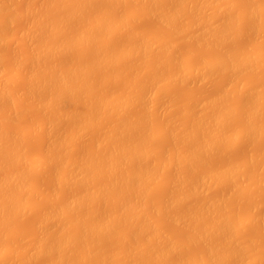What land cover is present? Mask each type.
Here are the masks:
<instances>
[{
	"label": "rangeland",
	"instance_id": "1",
	"mask_svg": "<svg viewBox=\"0 0 264 264\" xmlns=\"http://www.w3.org/2000/svg\"><path fill=\"white\" fill-rule=\"evenodd\" d=\"M1 1H3V0H0V9H1L0 10V76H1L0 77V80H1L0 81V93H2L3 96L0 94V103L2 104V105L0 104V106H2L3 109H1L0 111L2 112V110H3V112H2V114H0V117H1L0 119L3 121L0 120V125L3 124L5 131L8 132L6 141L8 143H10L11 141H14V143L17 146L21 147V151H23V150L24 151H23V155H22L23 158L21 157L22 160L20 159V161H21L20 163H17L16 159H14V158L9 157L10 160H9V158H5L6 159V160H4L5 165L4 164L2 165V163H1L2 167L0 169H2L3 166H5L4 168L6 171H4V169L0 170V172H1L0 176H3L4 174H6L5 172L8 173L10 170L12 172L16 168L22 169V170L25 169V182L29 186V189L27 190V192L25 191L26 193L24 192V190L23 191L21 190V188L24 189L23 187L17 186V188H20L18 190H21V193L22 194L24 193V196L26 195V198H24V212H22V214H21V212L19 213L18 211H16V209H12V210H14V212L13 211H12V213L10 212L8 217L5 218V219H7V220H5L6 226L4 225L5 227H3V228L0 227V232L2 231L3 233L13 231V234L11 232L6 234L7 236L4 234V237H3L4 239H2L3 241L1 240L2 242L0 243L1 248L9 247L11 250H13L12 251L13 253L9 252V253L3 255L2 259H1L3 264H29V263L30 264H48V263L52 264L56 260L57 253L56 252L53 253L54 251H50V252H47L43 255H40V256H38V258L35 257L36 259L33 258L31 261L27 258V255L29 254V252H31L32 249L34 248V244H35L36 240L39 237H41L39 234L41 233L40 231H42V230H40V228L42 229V227H40L39 222H41L40 219H42V217L44 218V215H50V216L52 215L53 216L52 219L47 220L49 222H45L46 224L45 223L42 224V226L44 228H46L47 231H49V236L51 235L50 236L51 242H54V243L57 242L58 238H56V237H59V235L63 234V233L66 234L68 240L71 242V243L69 242L70 244H72V242H75V244L72 245L73 246L72 249L74 248V250L71 249V251L69 252L70 254H68V258L71 260L72 264H92V263L93 264H100V263L101 264L102 263L103 264H148V263L149 264H177V263L178 264H185V263H187V264H238V263L239 264H264V84H263L264 83V0H213V1L211 0L212 2L209 0L208 3L202 2L201 0H181V1L178 0L179 2L176 0H174V1L170 0L171 2L169 0H167L168 2L166 0L165 1L164 0H148V1L147 0H94V2L96 1V3L92 2L91 7L88 8L89 10L86 7L85 8L82 7L81 9H83V10L85 9L84 13H83L81 11V9H79L81 11V13H79V15L82 13L84 15L83 16L81 15V17L80 16L78 17V15H77L74 18H71L73 20H71V19H70L71 21L69 20L70 27L67 26L68 24L66 26L63 25L64 27H68L67 29L65 28L67 31L65 30L66 32H65L64 37L65 36L66 37L63 38L61 36V33L63 32L62 31L59 34L60 35L59 37H61L63 39H61V41H59V42H62L64 39H67L70 36L75 35L76 33L74 32V30L77 32V31H79V28L80 29H82V27L86 28L89 22H90L89 24L93 23L91 21L92 20L95 21V18L96 17L98 18L100 11H104L105 9L108 10V14L110 15V17L118 18L121 21V23H120L121 25L119 24L117 26L118 28H115L114 31L111 33L109 32V30L111 31V29H108V31H106L107 29H105L103 31H100V29H99L98 32L95 31L97 33L94 32V35L97 34L98 37H97V35H95L96 37L91 38V40L93 39L91 41V43H88V45L85 44L86 46L83 44L85 48L82 47L83 45H81V44L77 45L75 43L76 45L73 46L69 50V53L67 52L66 55H64L65 57L61 56L62 60H60V58L58 57L59 55L57 56L58 57V59H57L56 55H54V53H53V55L50 54L49 55L50 57L49 56L47 57V60L49 59L48 60L49 62H47V60L45 62L43 61L44 63L41 61L42 64L43 65L45 64L47 67L52 68L53 64H54L53 68H56L57 66H59V67L62 66L66 69V68L72 67L71 64L79 62L81 59L84 60L86 58L85 60L88 61L87 60L88 57H90L91 54L96 53L95 51H97L99 49H100L99 50L100 52H102V51L104 52L106 49H108V50L110 49L109 51H113L112 54L116 53V55L113 56V58L111 59L110 62H108V64H106L105 66L101 65V67L99 66L100 68L98 70H96V69L94 70V71H96V74L93 75L94 80H92L90 82L91 84L90 85L88 84V85L90 86V88H92L90 90L93 93V98H92V96L90 98L93 100L97 99V101H98V103H96L97 104L96 109L93 113V120L96 123V127L92 128L93 130L86 132L85 133L86 135L84 134L83 135L84 137H82L81 140L76 141L77 142L76 144L75 143L74 144L72 143L73 145L70 144L74 147L73 148L72 146L69 145L68 148L71 151H69V149L67 148V146L63 142L60 144L56 143L54 145L51 143L52 146H49L50 143L47 145L45 142L47 139L45 140V135H44L45 132L43 133V129L41 130L40 128L34 127L36 125L35 123H37V121L43 120V121H41V123L44 122L43 117L45 115H46L45 117H47L49 114H51L50 112L53 113L54 109H58V106H56V108H54V109L48 108L47 110H43L41 108V106L44 105L43 102L47 98L45 100L42 99L43 101H41L40 98L42 97V95H40V98L39 97L38 98L40 99L39 101L42 103H40V102L38 103L37 98L32 96V95H34V94H32L33 92H30L31 93L30 96L28 95L29 92L27 93V91L29 89L28 85L31 86V84H29V82H31V81H28V80H31L30 76H32V72H33V70H31V69H34V68L39 69V68H42V67H40V65L41 66H43V65L40 64V65H38L39 67L38 66L36 67V64L33 63V66H32V62L30 63V61H27V59L25 58L27 56L23 57V53L25 52V54H28L29 53L28 50H32L31 46H34V47L39 46L40 47L41 44L45 43V40L48 41V40L52 39L50 41L51 43L50 42L49 43L51 45H52V43H54V45L55 44L57 45V41L60 38L55 35L57 37V40H56L55 37L51 38L54 35L49 37L50 35L47 36L46 34H45L46 37H40L39 35L41 34V32L43 30L40 32V34L37 31L38 32V38L37 37L35 38V36H33L34 37V39H33L31 37V42H30V39H26V36H25V38H23L24 37L23 35H25L24 32L27 30V28H29L27 31L30 32L31 27H33L32 25L33 24L35 25L36 24L35 22L36 21L38 22V19L42 15L43 16L50 15L51 14L50 11H54L53 8L51 10V8L49 7V6H51L52 0L51 1L50 0L49 1H47V0H4L3 2H1ZM62 1H65V0H60V2L58 1L59 5L64 4V2H63V4L61 3ZM73 1H74V3L76 1V3H77V0H73ZM85 1L86 0H84V2ZM88 1H90V3H91V0H88ZM108 1H109V3H108ZM151 1H153L155 3L151 2ZM199 1H200V4H199ZM42 2H43V4H40ZM67 2H69V1H67ZM67 2H66V4H64V6L66 5L65 6L66 8L63 10H66L68 8L69 11H72V10H70V8L72 6H74L73 5L74 3H72V2L67 3ZM110 2L112 4H110ZM55 4H57V1ZM70 4H71V7H70ZM78 4H79V2H78ZM148 4L151 5L152 7L154 6L155 12L148 13L149 11H147V10H149L150 9L149 7H151ZM202 4H204V5H202ZM26 5H28V6L26 7ZM29 5H31V6H29ZM37 5H42V6L40 7ZM77 5L75 4V6H77ZM174 5H175V7H174ZM93 6H95V7H93ZM157 6H159V7H157ZM28 7H30L29 8L30 13H28V14L29 15L33 14V15H30L29 17L30 18L32 17L35 20H32L29 17H27L28 14H26V11H28ZM31 7H32V9H31ZM52 7H54L53 4H52ZM74 7H73V9H74ZM79 7L80 6L78 5L77 8H79ZM87 7H88V5H87ZM166 7H167V9L169 8V10H171L170 12H173L175 10H176L175 11L176 13L180 12V15L178 14L179 17L177 19L175 18V21L177 20L176 24L174 21H172L173 23H171L170 25L166 24V27H165L164 25L161 26L160 22L163 23V21H161L160 19L164 17L162 15H164L165 12L167 13L166 16H168V13H170V12H168L169 10L167 11V9H165ZM197 7H201L202 9L201 8L199 9ZM54 8L57 11V13H58V11L62 10V8H59V6H57L58 9H56V7H54ZM44 9H45V11H44ZM49 9H50V11H49ZM161 9H163L165 12ZM197 9H198V11H197ZM157 10H158V12H156ZM151 11H154V10L151 9L150 12ZM15 12L20 13L21 15L20 14L16 15ZM49 12H50V14H49ZM35 13H36V15H35ZM37 13H38V15H37ZM54 13H56V12H52V14H54ZM67 13H68V11H67ZM130 13L133 15L131 16ZM52 14L50 15L51 17L48 16L49 18L47 16H45V17H47V19H49V20H51V18H53L52 20H55L54 17L59 15V14H54L56 16H54V15L52 16ZM171 14H169V15H171ZM24 15H25V17H24ZM63 15H64V13H63ZM43 16H42V18H44ZM11 17H12V19H11ZM13 17H15L16 20H15V18L13 19ZM36 17H37V19H36ZM76 17H78L79 19ZM190 17H192L193 21L191 20ZM27 18H29V21ZM63 18L64 17H62V19ZM66 18H68V17H66ZM113 18H111V20H113ZM195 18L196 19L198 18V19L196 20ZM4 19H6V20H4ZM40 19H39V21H40ZM57 19H61V18L57 17ZM76 19H77V21H76ZM178 19H179V22H178ZM180 19H182V20H180ZM24 20L26 21V23ZM42 20H41V22H42ZM64 20H65V18H64ZM194 20H195V22H194ZM66 21H67V19H66ZM85 21L86 22L88 21V22L86 23ZM182 21L185 23V25ZM199 21H200V23H199ZM205 21H206V23H205ZM7 22H8L7 25H9V26L6 25ZM32 22H33V24H32ZM45 22H46V20H45ZM27 23H28V25L26 26ZM72 23L74 24L73 26H71ZM197 23H199V24H197ZM207 23H209V24H207ZM51 24H52V22H51ZM51 24L48 25V23H46V25H48L50 27H51ZM57 24H59V23L57 22L56 25ZM29 25H31V27ZM63 26L61 28H63ZM77 26L79 28H77ZM167 26L171 30L169 28H167ZM175 26H177V27H175ZM57 27H58V25L54 29H58ZM72 27H74V28H72ZM187 27H189V28H187ZM191 27H193L195 30ZM22 28H24V29H22ZM42 28H43V22H42ZM59 28H60V26H59ZM97 29H94V30H97ZM222 29L224 30L225 34H224ZM172 30H173V32H172ZM27 31H26V33H27ZM48 31H50L49 27H48ZM52 31H54V30H51V34H54V32L56 30L53 33H52ZM71 31H73V33ZM81 31L82 30H80V32ZM175 31H176V33H174ZM19 32H21V33H19ZM197 32H199L200 35ZM46 33L50 34V32H46ZM79 33H77V34H79ZM191 33H193V34H191ZM207 33H208V35H207ZM150 34H153V35L155 34V36L159 35V39H156L154 37L157 41L159 40V42L158 43L155 42V43H151V44L148 43L147 45H150V46H148L147 49H145V48H143V46L146 47V44H145V43H147L146 39H147V36H149ZM196 35H198V37ZM47 37H49V38H47ZM199 37H200V39H199ZM201 37H202V39H201ZM209 37H212V38H209ZM40 38L43 39L42 40L43 43L41 42ZM27 41H28V43H27ZM34 41H36V42H34ZM34 43H36V45H34ZM89 44H90V46H89ZM138 44L142 45V49H145V50H141V48H140L141 46L139 47L140 49L137 47L138 51L136 49H134L135 51L132 52L130 57L129 56L125 57L127 60L122 58L121 53L119 52L120 50H122L124 47H126L128 45L129 46L133 45V47H136ZM134 45H136V46H134ZM111 47H113L114 49H111ZM33 50H34V48H33ZM108 50H106V52ZM27 51H28V53H26ZM99 51H97V52H99ZM89 52H90V54H89ZM143 52H144V54H143ZM134 53H136V54L134 55ZM141 53H142V55H141ZM223 54H225V55H223ZM14 55L16 57L17 56L18 57L15 58ZM101 55H103V54H101ZM68 56H70V57H68ZM221 56L223 58V62L226 61V63H224L223 66H221L220 68H216L213 66L212 69L209 68L210 71L208 70V72H207V70H206V72H205L206 74L204 72H202L201 69H202V67H204L203 64L207 63L208 62L207 60H213L214 61V59L216 60V59L220 58ZM232 56H233V58H232ZM12 57H14V58H12ZM44 57H43V59H44ZM18 58L20 59V61ZM235 58H236V61L234 60ZM13 59H15V60L18 59L17 60L18 62H16V61L14 62ZM10 60L13 62H11ZM51 60H54V61L50 62ZM62 61H63V63H62ZM230 61H234V62L239 61L237 64L234 63L236 65V67L232 68L233 70L230 69L231 65L227 64L228 62L230 64ZM19 62H23L22 65ZM65 62H67V63H65ZM11 63L12 64L14 63V65H12L13 67L11 66ZM56 63H57V65H56ZM64 63H65V65H64ZM208 63L210 64V62H208ZM231 63H233V62H231ZM68 64H70V65H68ZM211 65H212V63H211ZM46 66H43V67H46ZM1 69H3V70H1ZM45 69L43 68L44 71H45ZM48 69H46V70H48ZM197 69H199L200 72H202V73H200L199 70L197 72ZM188 70L189 71L191 70L192 72L191 71L189 72ZM29 71H31V72L29 73ZM44 71H43V73H44ZM194 71H196V72H194ZM40 72H42V71L40 70L39 73L38 72L37 73L35 72V73L39 76ZM155 72L157 75L155 74ZM183 72L184 73L187 72V74H186L187 76L185 74H183ZM173 73L175 75H177L176 73H178V74L182 73L184 76L181 75V78L183 76L184 78L187 77V79L183 78L185 80L184 81L183 79H181L179 77V75H180L179 74L177 76V78H176V76H174L175 78L173 77L170 80L169 79L170 74H171V76H173ZM229 73H231V74H229ZM203 74H205V76ZM42 75H40V76H42ZM151 77H152V79L155 78V80L157 82L155 80H151ZM161 79H163L162 83L160 81ZM165 79L168 81H166ZM72 80H74V79H68L69 84L66 82L67 86H71V87L76 86V85L73 86V83L75 84V82H73ZM78 80L76 81L77 86H79L78 84L80 83L81 87H83L84 84L81 83L83 81L78 82ZM150 80H151V82H150ZM25 84L27 87L25 86ZM88 85H87V87H88ZM1 86H2V88H1ZM157 87H158V89H157ZM84 88H85V86H84ZM2 89H6V90L2 91ZM55 89L56 90L57 89L63 90V88H61V87L55 88ZM156 89H157L158 93H157ZM258 89H259V91L263 92V94L261 95L262 97L260 96L261 92H260V94L258 93L259 92ZM23 90H26V91H23ZM47 90H49V89H47ZM62 90L60 92H62ZM93 90H95V92ZM81 91H83V88H81V90L78 91L79 93L75 92L72 95L70 94V97H68V100H67V102L71 103V100H73L75 98L72 101V103L73 104L76 103L74 105L77 106L78 111H80L81 109L84 110V107H82V106H85L87 99L89 100V98L87 97L88 93L85 94L86 92L84 93ZM137 91H138V94H137ZM223 91L226 92L228 97H227V95L224 96L225 94L221 93ZM252 91H255V92H252ZM25 92L27 94H25ZM52 92H50L51 95H52ZM57 92L60 93L59 90H57ZM141 92H142V94H141ZM143 92L144 93L147 92V95L148 94L149 95L146 96L143 94ZM154 92H155V94H158V95H156L157 97L153 94ZM246 92H249V93H247L248 95L246 94ZM5 93H7V94H5ZM23 93L25 94L24 96H23ZM34 93H37V92H34ZM43 93H44V95H47L45 92H43ZM47 93H48V91H47ZM77 93H78V95H77ZM4 94H5L6 98L8 97V99H7L8 101L6 100V98H3V97H5ZM125 94L129 95L128 100L130 99L127 102V105L125 107L115 106L110 111L109 110L104 111V107H105V104L107 102L106 100L108 99V96L113 97V98H120V97H123ZM140 94L143 95V97L140 96ZM219 94H222L224 96L222 101L220 100L222 98L219 99L220 101L218 100ZM38 95H39V93H37V96ZM48 95L46 96V97H48L47 101H49L52 98L50 95L49 96ZM234 95H235V97H234ZM9 96H10V98H9ZM149 96H151V97L148 98ZM216 96H217V98H215ZM240 96H242V97H240ZM24 97L25 98L29 97V99L26 100ZM32 97L35 100H32L31 99ZM49 97H51V98L49 99ZM219 97H222V96L220 95ZM1 98L3 99V101ZM43 98H45V96H43ZM76 98H78V99H76ZM143 98H145V99H143ZM155 98L157 100H155ZM243 99H245V100H243ZM213 100H215V101L212 102ZM155 101H157V102L155 103ZM208 101L209 102L211 101L213 104L208 103V106H207ZM3 102L4 103L6 102V103L3 104ZM77 102H80V103L77 104ZM202 102L205 105L201 104ZM45 103H46V101H45ZM128 103H130L129 106H128ZM34 104H35V106H33ZM200 104L202 107L200 106ZM210 104H212V105H210ZM243 104H245L246 106L248 105V106L246 107ZM2 107H0V108H2ZM211 107H212V109H210ZM235 107H237V108L235 109ZM224 108H227V109L230 108L231 109V113H230L231 116H228V118L225 119V121H228V122L223 121V123H220V124L218 123L219 126L217 127V126H215L216 123L213 122L214 121L213 119H215V117H213V116L216 115L218 110L219 111L221 109L224 110ZM250 109L251 110L256 109V114L251 118L248 117L249 113H247L250 111ZM4 110L6 111V113ZM48 111H49V113H48ZM183 111H185L184 114H183ZM10 112H14V116H13L14 118H12V115H11L13 113L10 114V117L8 116L9 115L8 113H10ZM257 113H259V114H257ZM3 114H5V115H3ZM80 114H81V112H80ZM41 115L43 117H41ZM209 115H210V117H209ZM6 117H8V118H6ZM205 117H206V119H205ZM200 118H202L201 121H203V118H204V122L199 121ZM246 118H248V119H246ZM249 118H250V120L251 119L252 120L250 121ZM146 119L148 122L146 121ZM243 119H245V120L243 121ZM45 120H46V118H45ZM67 120L68 119H64V117H63L59 120L58 125H57L58 136L61 138L64 137L62 140H64L66 138L65 131L67 129V126L69 127L71 125V120H69V121H67ZM78 120H80V118ZM138 121H139V123H138ZM248 121H250L251 123L253 121V123H252V126H254L252 129L253 131H250V132L247 131V128H248L247 126L251 125V123L249 124ZM64 122H66V123L64 124ZM127 122H128V124H127ZM130 122H132V123H130ZM79 123H80V121H79ZM120 123H123L125 129L123 128V133H122L123 136L122 137L120 136V138L117 137L118 138L117 139L116 137H114L115 134L113 135L112 129L115 127V125L120 124ZM133 123H134V125H133ZM132 125H133V128H132ZM145 125H146V127L143 128L142 126H145ZM64 126H65V128H64ZM187 126H188V128H187ZM219 127H220V130H219L220 132L215 131V129L219 128ZM36 129H38L39 131ZM197 129H199L200 132ZM178 130H180V131H178ZM190 131H191V133H190ZM212 132L223 133V136H221L222 139H220V137H219V139L217 140V142L215 144L216 146L215 145H214V147L212 146L211 149H209V150H205L203 147V149H201V152H200L199 151L200 148L198 149L196 147H199L198 144H200V143L202 144V142H204L205 139L208 138L209 134H211ZM181 134H182V136H181ZM12 135H16L14 140L12 138L14 136H12ZM132 136L136 137V138L138 137L139 141L141 139L143 141L141 143L145 144L144 146L146 147L147 155L144 158H142V159L138 158V160L136 158H133L134 160L129 159L130 162L127 161L128 160L127 158L121 159L118 167H116V169H114V170H117L115 173L114 170H112L113 172L110 170L111 165L109 164V156L107 155L108 153L105 155L104 153L102 154V152H101V155H103L104 157L106 156L105 157V158H107L106 162L104 164H101L100 166H98L99 168H97L94 165H90V167H88V169L85 170V171H87V174L88 173L89 174L85 175L84 180H81L82 182L78 181V180H76V181L73 180V181H71L72 182V185H71L70 184L71 182L64 184V183H61L55 179L56 174H58L59 171L62 172V170H67L69 168L72 169L71 162H73L75 160V158L79 157V159H80V157L82 155L83 156L87 155V157L93 158L95 156L96 150L98 152V149L104 150V147H105V151H108V150H106V148L107 147L109 148L111 142L113 143L114 141H116L120 145L121 144L123 145V144H125L124 140H126L127 138L132 137ZM110 137H112V138L110 139ZM46 138H47V136H46ZM193 138H195V139H193ZM120 139H121V141H120ZM188 141H190V142H188ZM102 142H104V143H102ZM105 142H107V143L105 144ZM182 142H183V144H182ZM141 143L139 142L138 144L141 145ZM97 144H99V145H97ZM185 145H187V146H185ZM53 146H56V148H54ZM137 146L140 147L139 145H137ZM184 147L186 148V150L184 149ZM50 148L52 150H50ZM77 148H79V149H77ZM48 149H49V151H48ZM58 149L62 150L61 153H59V154H61V156L63 158V159L61 158L63 160L61 162L56 161L57 160V159H55L56 157L54 158V156L58 152ZM55 150H56V152H55ZM103 150H101V151H103ZM189 150L190 151L193 150L194 152L193 151L192 152L196 153V156L194 154H193L194 157L191 156V157H193L192 159L189 158L190 157V156H188L189 153H187L186 156L184 155L185 151L190 152ZM196 150H198V151L196 152ZM176 151H178V152H176ZM207 151H209V152H207ZM62 152H63V154H62ZM52 153H54V154H52ZM74 153H75V155H74ZM98 153H100V152H98ZM46 154H48V155H46ZM51 154L54 156H50ZM175 154H178V155H175ZM172 155H174V156H172ZM190 155H191V152H190ZM200 155L204 158H202ZM43 156H46V158H44L46 160L41 165L38 161H39V157H43ZM176 156L178 158H175ZM187 156H188V158H187ZM50 157H51V159H50ZM72 157H74V158H72ZM173 157L175 160H173ZM196 157H198V158H196ZM124 159L126 161H124ZM181 159H183V160H181ZM11 160H13V161L15 160V161L11 162ZM66 160H68L67 161L68 165L65 162ZM178 160H180V161H178ZM8 161H9V163H7ZM69 161H70V163H69ZM76 161L78 162V158L76 159ZM192 161H193V163H192ZM15 162H16L15 166H12V165H14ZM232 163H234L233 164L234 167L232 166ZM6 164H8L9 166L11 164L10 169H8L9 166L8 165L6 166ZM77 164H75V166L78 168L79 164L78 165ZM228 164L231 165L232 168H235L232 170L233 172L231 171L233 173L231 176L233 181L231 178H229L231 180H228V182H227V180H224V179H223V181H221L222 179L221 180L218 179L219 183L216 182V180L214 181V183H211L210 181L214 180V179H212L209 181V183L207 185L208 189H207V187L205 188L203 186L204 189L201 190L199 188L200 186H198V187H196V190L200 189V191H197V192L193 191L194 193H192L191 185L193 186L194 182L196 181L195 179L200 177L199 180H202V176H206L204 174H206V173L208 174L210 171H212L211 169H213L214 171H216V169H219V170L226 169V167L229 166ZM62 165H65V167ZM11 167H12V169H11ZM60 168H61V170H60ZM140 169L147 170V172H149L147 175L144 176L145 178L144 177H134V178L132 177L131 178V176L129 175L130 177H128L126 182H124V184L122 185L123 187H120L118 189L115 187L113 188V186L111 188L107 187L106 190H108V191L106 192V190H104L102 197L86 198L87 193L91 192V190H93V188L99 187L101 185L105 186L104 183L107 184V183H109L107 181L112 180L110 178L115 177L119 180V178H124L126 176V174L128 173V171L129 172L133 171V170L137 171ZM153 169H155V170L152 171ZM55 170H56V172H55ZM118 170L119 171L121 170V171L118 172ZM89 171H91V172L93 171V172L91 173ZM109 172H110V174H108ZM90 175L91 176L94 175V176L91 177ZM86 176H87V179H86ZM88 176H90V177H88ZM180 178H182V179H180ZM55 180L57 183L59 182L58 185L55 182ZM128 180H130V181H128ZM193 180H195V181H193ZM86 181H87V184L85 183ZM135 181H136V183H135ZM181 182H182V184H174V183H181ZM74 184H76L77 186ZM78 184H80V185H78ZM85 185H87V186L85 187ZM66 186L69 189H66L67 188ZM89 186H90V188H89ZM92 186H93V188H92ZM78 187H80L79 190H78ZM82 187H84V189ZM87 188H88V191H87ZM16 189L14 191L15 193L17 192ZM194 189H195V187H193V190ZM73 191H74V193H73ZM136 191H138L139 193H136ZM18 192L20 193V191H18ZM132 192H134L135 194ZM200 192H202V196H201ZM19 193H17V194H19ZM21 193L19 195H21ZM71 193H72V195H71ZM203 193H205V194H203ZM66 194L67 195L70 194L68 196L69 198L67 197ZM169 194H171V195L169 196ZM176 194L178 195V198H176V196H177ZM80 195H82V196L85 195V197L80 198V201L78 199L79 205L76 208L71 209L72 211L70 209H67V208L65 209V207L61 208L62 205L66 202V200H69L72 197H74L76 199V196H80ZM135 195H137V196H135ZM166 196H169V197H166ZM221 197H222V199H221ZM167 198H169V199H167ZM215 198L216 199L220 198L218 200H222V203L220 202L221 209H220V206L216 207L217 205L216 206L214 205L215 203H213V202L216 200ZM88 199L91 201L93 200V201L92 202L88 201ZM63 200H65V201L63 202ZM119 202H120V204H119ZM205 203L210 204L211 206L213 204V207H211L212 209L209 206H208L209 210L205 209V208H207ZM60 204H61V206H60ZM196 205H198V206H196ZM167 207H169L170 209H168ZM186 208H187V210H186ZM60 209H62V210H60ZM46 210H48V211H46ZM138 210H141V211L139 212ZM193 210L195 212H193ZM135 211H138V212H135ZM200 211H202V212H200ZM48 212L49 213L51 212V213L48 214ZM189 212H191V213H189ZM56 213H57V215H55ZM68 213H69V215H67ZM73 213H74V215H73ZM107 213H108V215H107L108 218L106 217ZM138 213H139V215H138ZM208 213L211 215H209ZM11 214L12 215L14 214L17 217H14V215H13V218H12ZM17 214H19V215H17ZM134 214H136V216ZM103 215H105V216L103 217ZM131 215H133L134 217ZM190 215H191V217H190ZM222 215L224 216L225 219L227 217V219H226L227 225L225 224L224 226H222L221 231H217V229L220 230V228H218L215 225H217L218 220L221 218ZM55 216H56V218H55ZM83 216H84V218H86L85 220L82 219ZM174 216L176 217L175 219H173ZM9 218H10V220L8 221ZM60 218H62V219H60ZM114 218H116V219H114ZM78 219H79V222L82 221L80 225H79ZM80 219H81V221H80ZM87 219H88V221H87ZM182 220H184V221H182ZM89 221L90 222L96 221V223L98 222V224L101 225V227L105 226L103 224L109 223L108 225H110V227H111L110 231H109L110 233L106 234V233L101 232V234H103V235H101L100 232H96L95 234H93V236H95V238H96V243H95L96 245H94L93 250L91 249V251H90V247H89L88 243L86 244L83 241L80 243L81 240L79 241V239H78V238H81V239L85 238V236H84V238H82V236L84 235V233L87 232L85 228L87 226L86 224L90 223ZM190 221H192V222H190ZM57 222L60 225L58 224V226H55V225H57ZM76 222H78V223H76ZM102 222H104V223H102ZM53 224H55V225H53ZM82 224H84V227ZM63 225L64 226L68 225V226L64 227ZM76 225H78V227H76ZM48 226H50V227H48ZM203 226H204V228H203ZM214 226L217 227L216 230L213 228ZM80 228H82V229H80ZM134 228H136V230ZM132 229H133V231H132ZM200 229H202L204 231H202ZM74 231H75V233H74ZM130 231H132V232H130ZM216 231H217V233H216ZM3 233H1V234L3 235ZM70 233H71V235H70ZM88 233H86L87 236H88ZM78 234H79V236H78ZM200 234H201V236H198ZM96 235H97V237H96ZM72 237H73V239H72ZM222 237L224 239H222ZM228 238L231 241V243H230V241L228 242L230 244L227 243ZM5 239H7V240H5ZM75 240H77V241H75ZM105 240H107V241H105ZM145 240L148 242H146ZM100 241L101 242L103 241V242L101 243ZM223 241H225V243ZM149 242H150V244H149ZM76 243H78V245ZM97 243H99V244L97 245ZM1 244H2V246L3 245L4 246L2 247ZM171 244H177V247L173 248L172 246H170ZM84 245H85V248H84ZM86 247L88 249H86ZM97 247H99V248H97ZM105 247H106V249H104ZM143 247H145V248H143ZM216 247L218 249H216ZM225 247L226 248L228 247V248L225 249ZM168 248H170V249H168ZM208 248L210 249V251ZM85 249H86V251H84ZM76 250H78V251L81 250V251L76 252ZM213 250H215V251L217 250L216 253ZM14 251H16V252H14ZM156 251H158V252H156ZM164 251H165V253H164ZM166 251L167 252L170 251V252L167 253ZM209 252H210V254H209ZM218 252L220 253V255ZM22 253H24V254H22ZM49 253H51V254H49ZM73 254H75V255H73ZM108 254H110V255H108ZM124 254H125V256H124ZM126 254H127V256H126ZM238 254H239V256H238ZM44 255L47 257H45ZM49 255H52V258ZM55 255H56V258H55ZM41 256H43V257H41ZM96 256H98V257L96 258ZM200 256H202V257H200ZM206 256H208V257H206ZM210 256H212V257H210ZM220 256H222V257H220ZM83 257H84V259H83ZM102 257H103V259H101ZM163 257H164V259H163ZM54 258H55V260H54ZM203 258H205V259H203ZM82 259H83V262H82ZM106 260H107V262H105ZM139 260H140V262H139ZM4 261H5V263H4ZM76 261H77V263H76ZM79 261H81V262H79ZM84 261H85V263H84Z\"/></svg>",
	"mask_w": 264,
	"mask_h": 264
},
{
	"label": "bare ground",
	"instance_id": "2",
	"mask_svg": "<svg viewBox=\"0 0 264 264\" xmlns=\"http://www.w3.org/2000/svg\"><path fill=\"white\" fill-rule=\"evenodd\" d=\"M4 1V0H3ZM3 1H1V2H3ZM47 1H49V0H47ZM51 1V0H50ZM56 3V1H57V4H55L54 2ZM52 0L51 1V6H49L50 8H51V10H52V8H53V10L54 11H50V9H49V11L51 12V14H52V12H56V13H54V14H59L58 16H56V15H54V14H52V16L54 15V16H56V17H54L55 18V20H52L53 18H51V20H49V19H47V17L49 16V17H51L50 15V12H49V14L50 15H45V16H47V17H45V16H43L44 18H42V16L39 18L40 19V21H39V19H38V22L36 21L35 23V25L33 24V22H32V26L33 27H31V25H29L30 27H31V29H30V32H28L27 30L29 29V28H27V33H26V31L24 32L25 33V35H23L24 37L23 38H25V36H26V39H30V42H31V37L34 39V37L33 36H35V38L37 37L38 38V32H39V34H40V32H41V34L39 35L40 37H46V35L47 36H49V37H51V36H53V37H51V38H56V40H57V37H59L60 35V33H61V36L63 37V38H65L64 37V35H65V32L67 31L66 29L68 28V27H64V26H66L67 24V26H69L70 27V22H69V20L71 19V18H74L75 16H77L78 15V17L80 16L81 17V15L83 16L84 14V10L83 9H81L82 7H86L87 9L89 8V7H91V4H92V2L93 3H96V1L94 2V0L92 1L91 0V3H90V1H88V0H86L85 2H84V0L82 1V0H77V3H76V1H75V3H74V1L73 0H65L66 2L67 1H69V2H67V3H70V2H72V3H74L73 5L75 6V4L77 5L78 4V2H79V8H77L78 7V5L77 6H72L71 7V4H70V10H72V11H69V9L67 8L66 10H63V9H65L66 7V5L64 6V4H66V2L65 1H62L61 3L63 4V2H64V4L63 5H59V3H58V1L60 2V0ZM148 1V0H147ZM165 1V0H164ZM167 1V0H166ZM170 1V0H169ZM174 1V0H173ZM176 1H178V0H176ZM181 1V0H180ZM202 2H209V0L207 1H205V0H201ZM211 1V0H210ZM213 1V0H212ZM211 1V2H212ZM45 2V1H44ZM88 2V3H87ZM116 2V1H115ZM151 2H153V1H151ZM168 2V1H167ZM171 2V1H170ZM179 2V1H178ZM191 2V1H190ZM189 2V3H190ZM197 2V1H196ZM46 3V2H45ZM90 3V4H89ZM108 3H109V1H108ZM150 3V2H149ZM153 3H155V2H153ZM40 4H43V2L42 3H40ZM47 4V3H46ZM52 4H53V6L54 7H56V9H58L57 8V6H59V8H62V10L61 11H58V13H57V11L55 10V8L54 7H52ZM100 4V3H99ZM110 4H112L111 2H110ZM187 4V3H186ZM199 4H200V1H199ZM212 4V3H211ZM3 5V4H2ZM56 5V6H55ZM87 5H88V7H87ZM95 5V4H94ZM97 5V4H96ZM149 5V4H148ZM156 5V4H155ZM188 5V4H187ZM202 5H204V4H202ZM28 5H26V7H27ZM29 6H31V5H29ZM37 6H42V5H37ZM61 6V7H60ZM63 6V7H62ZM149 6H151V5H149ZM173 6V5H172ZM183 6V5H182ZM186 6V5H185ZM25 7V8H26ZM33 7V6H32ZM32 7H31V9H32ZM73 7H74V9H73ZM93 7H95V6H93ZM157 7H159V6H157ZM174 7H175V5H174ZM29 8L30 7H28V11H29ZM44 8V7H43ZM104 8V7H103ZM150 8V9H149ZM148 9L149 10H147V11H149L148 13H152V12H155V8H154V6L152 7H149ZM164 8V7H163ZM184 8V7H183ZM182 8V9H183ZM189 8V7H188ZM195 8V7H194ZM193 8V9H194ZM197 8H201V7H197ZM41 9V8H40ZM79 9H81V11L83 12L82 14H80L79 15V13H81V11L79 10ZM105 9V8H104ZM151 9H153L154 11H151L150 12V10ZM165 9H167V7L165 8ZM174 9V8H173ZM196 9V8H195ZM202 9V8H201ZM1 10V9H0ZM25 10V9H24ZM27 10V9H26ZM89 10V9H88ZM161 10H163V9H161ZM169 10V8L167 9V11ZM204 10V9H203ZM252 10V9H251ZM28 11H26V14H28V13H30V11L28 12ZM43 11V10H42ZM44 11H45V9H44ZM66 11V12H65ZM67 11H68V13H67ZM164 11V10H163ZM171 10H169L168 12H170ZM173 11V10H172ZM176 11V10H175ZM175 11H173V12H170V13H168V16H166L167 15V13L165 12V14L164 15H162V16H164L163 18H161L160 20L161 21H163V23L162 22H160V24H161V26L162 25H164L165 27H166V24L167 25H170L171 23H173L172 21H174L175 22V24H176V21H175V18L177 19L178 17H179V15H180V12H178V13H176ZM181 11V10H180ZM194 11V10H193ZM197 11H198V9H197ZM21 12V11H20ZM25 12V11H24ZM33 12V11H32ZM86 12V11H85ZM156 12H158V10L156 11ZM189 12V11H188ZM202 12V11H201ZM62 13V14H61ZM63 13H64V15H63ZM134 13V12H133ZM147 13V12H146ZM145 13V14H146ZM162 13V12H161ZM172 13V14H171ZM15 14L16 15H18V14H20V13H16L15 12ZM14 14V15H15ZM25 14V15H26ZM44 14V13H43ZM66 14V15H65ZM131 14V13H130ZM169 14H171V15H169ZM179 14V15H178ZM251 14V13H250ZM12 15V14H11ZM10 15V16H11ZM21 15V14H20ZM25 15H24V17H25ZM30 15H33V14H30ZM29 14H28V16L27 17H29L30 16ZM35 15H36V13H35ZM37 15H38V13H37ZM69 15V16H68ZM133 14H131V16H132ZM197 15V14H196ZM202 15V14H201ZM72 16V17H71ZM113 16V15H112ZM161 16V17H162ZM219 16V15H218ZM252 16V15H251ZM19 17V16H18ZM21 17V16H20ZM39 17V16H38ZM48 17V18H49ZM57 17H59V18H61V19H57ZM62 17H64L65 18V20H64V18L62 19ZM66 17H68V18H66ZM78 17H76V18H78ZM110 15L108 14V10L107 9H105L104 11H100V14L98 15V18L96 17L95 18V21H91V22H93V23H91V24H89L88 23V25H87V27L85 28V27H82V29H80L78 26H77V28H79V31H75L74 30V32L77 34V33H79L80 32V30H82L79 34H75V35H73V36H68L69 38H67V39H64L62 42H59V41H61V39H63V38H61V37H59L60 39L57 41V45L55 44L54 45V43H52V45L50 44L51 42V40H45V43H43L42 42V40L43 39H41L40 38V40H41V42L43 43V44H41L40 45V47L38 46V47H34V46H31L32 47V50H28L29 51V53H28V51L26 52V53H28V54H25V52L23 53V57L24 56H27V57H25L26 59H27V61H30V63L32 62V66H33V63H35L36 64V67L38 66V65H40V64H42V62L44 61H46L47 60V57L50 55V54H52L53 55V53H54V55H56V57L58 56L59 58H60V60H62L61 59V56H64V55H66V53L68 52L69 53V50L73 47V46H75L76 44L77 45H79V44H81V45H88V43H91V41L93 40H91V38H94V37H96L95 35H97V34H95L94 35V32L95 31H99V29H100V31H103V30H105V29H107L106 31H108V29H111V31L109 30V32L111 33V32H113L114 31V29L115 28H118L117 26L121 23V21L118 19V18H113V17H110ZM198 17V16H197ZM223 17V16H222ZM15 17H13V19H14ZM30 18V17H29ZM29 18H27L28 19V21H29ZM46 18V19H45ZM111 18H113V20H111ZM120 18V17H119ZM182 18V17H181ZM191 18V20H192V17H190ZM9 19V18H8ZM11 19H12V17H11ZM22 19V18H21ZM30 19H32V20H35V19H33L32 17L30 18ZM36 19H37V17H36ZM44 21H43V20ZM66 19H67V21H66ZM79 19V18H78ZM163 19V20H162ZM174 19V20H173ZM194 19V18H193ZM196 19V18H195ZM198 19V18H197ZM196 19V20H197ZM212 19V18H211ZM4 20H6V19H4ZM15 20H16V18H15ZM41 20H42V22H43V28H42V22H41ZM45 20H46V22H45ZM59 20V21H58ZM71 20H73V19H71ZM70 20V21H71ZM75 20V19H74ZM85 20V19H84ZM90 20V19H89ZM159 20V21H160ZM180 20H182V19H180ZM215 20V19H214ZM218 20V19H217ZM14 21V20H13ZM12 21V22H13ZM25 21V20H24ZM23 21V22H24ZM27 21V22H28ZM55 21V22H54ZM76 21H77V19H76ZM193 21V20H192ZM222 21V20H221ZM10 22V21H9ZM15 22V21H14ZM41 24H40V23ZM45 22V23H44ZM51 22H52V24H51ZM54 22V23H53ZM59 23V24H57L58 25V29H54L57 25H56V23ZM67 22V23H66ZM86 22V21H85ZM88 22V21H87ZM86 22V23H87ZM123 22V21H122ZM170 22V23H169ZM178 22H179V19H178ZM183 22V21H182ZM194 22H195V20H194ZM208 22V21H207ZM211 22V21H210ZM209 22V23H210ZM218 22V21H217ZM25 23H26V21H25ZM46 23H48V25L49 24H51V27L50 26H48V25H46ZM184 23V22H183ZM199 23H200V21H199ZM199 23H197V24H199ZM205 23H206V21H205ZM209 23H207V24H209ZM225 23V22H224ZM8 24V22L6 23V25ZM11 24V23H10ZM31 24V23H30ZM38 24V25H37ZM55 24V25H54ZM124 24V23H123ZM188 24V23H187ZM194 24V23H193ZM28 25V23L26 24V26ZM53 25V26H52ZM64 25V26H63ZM74 24L72 23V25L71 26H73ZM85 25V24H84ZM121 25V24H120ZM174 25V24H173ZM182 25V24H181ZM184 25H185V23H184ZM205 25V24H204ZM7 26H9V25H7ZM41 26V27H40ZM55 26V27H54ZM59 26H60V28H59ZM63 26V28H61ZM86 26V25H85ZM178 26V25H177ZM177 26H175V27H177ZM206 26V25H205ZM212 26V25H211ZM219 26V25H218ZM217 26V27H218ZM48 27H49V30L50 31H48ZM76 27V26H75ZM179 27V26H178ZM186 27V26H185ZM194 27V26H193ZM193 27H191V28H193ZM224 27V26H223ZM25 28V29H26ZM33 28V29H32ZM45 28V29H44ZM66 28V29H65ZM72 28H74V27H72ZM98 28V29H97ZM167 28H169L168 26H167ZM187 28H189V27H187ZM196 28V27H195ZM200 28V27H199ZM22 29H24V28H22ZM39 29V30H38ZM60 29V30H59ZM84 29V30H83ZM94 29H97V30H94ZM170 29V28H169ZM177 29V28H176ZM194 29V28H193ZM206 29V28H205ZM208 29V28H207ZM215 29V28H214ZM221 29V28H220ZM47 30V31H46ZM51 30H58L57 32L55 31H52V33L54 32V34H51ZM66 30V31H65ZM72 30V29H71ZM171 30V29H170ZM192 30V29H191ZM195 30V29H194ZM209 30V29H208ZM218 30V29H217ZM223 30V29H222ZM38 31V32H37ZM46 32H50V34H48V33H46ZM72 33H73V31H71ZM97 32H95V33H97ZM172 32H173V30H172ZM190 32V31H189ZM196 32V31H195ZM208 32V31H207ZM223 32H224V30H223ZM19 33H21V32H19ZM23 33V32H22ZM37 33V34H36ZM105 33V32H104ZM174 33H176V31L174 32ZM188 33V32H187ZM198 34H199V32H197ZM213 33V32H212ZM46 34V35H45ZM63 34V35H62ZM67 34V33H66ZM191 34H193V33H191ZM206 34V33H205ZM224 34H225V32H224ZM223 34V35H224ZM20 35V34H19ZM22 35V34H21ZM37 35V36H36ZM43 35V36H42ZM57 37H56V36ZM68 35V34H67ZM157 35V34H156ZM190 35V34H189ZM195 35V34H194ZM200 35V34H199ZM202 35V34H201ZM204 35V34H203ZM207 35H208V33H207ZM211 35V34H210ZM213 35V34H212ZM197 37H198V35H196ZM217 36V35H216ZM219 36V35H218ZM22 37V36H21ZM49 37H47V38H49ZM97 37H98V35H97ZM159 39V35H157V36H155V34L153 35V34H150L149 36H147V43H145L146 44V47L145 46H143V48H145V49H147V47L148 46H150V45H147L148 43L149 44H151V43H155V42H159V40L157 41L156 39ZM158 37V38H157ZM208 38V37H207ZM209 38H212V37H209ZM214 38V37H213ZM225 38V37H224ZM97 39V38H96ZM95 39V40H96ZM199 39H200V37H199ZM201 39H202V37H201ZM25 40V39H24ZM145 40V41H146ZM156 40V41H155ZM55 41V40H54ZM25 42V41H24ZM34 42H36V41H34ZM48 42V43H47ZM50 42V43H49ZM53 42V41H52ZM206 42V41H205ZM27 43H28V41H27ZM60 43V44H59ZM76 43V44H75ZM133 43V42H132ZM140 43V42H139ZM218 43V42H217ZM30 44V43H29ZM40 44V43H39ZM94 44V43H93ZM135 44V43H134ZM144 44V45H145ZM211 44V43H210ZM34 45H36V43H34ZM80 45V46H81ZM84 45L82 46V47H84ZM85 45V46H86ZM139 45V44H138ZM136 46V45H134V46H136V47H133V45L131 46H126V47H124L122 50H120L119 52L121 53V56H122V58H124V59H126L125 57H130V55L132 54V52H134L135 50L134 49H136L137 50V47L139 48L140 46V48H141V50H145V49H142V45H139V46ZM89 46H90V44H89ZM93 46V45H92ZM210 46V45H209ZM213 46V45H212ZM28 47V46H27ZM30 47V46H29ZM94 47V46H93ZM220 47V46H219ZM33 48H34V50H33ZM85 48V47H84ZM109 48V47H108ZM139 48V49H140ZM30 49V48H29ZM111 49H114L113 47H111ZM100 50V49H99ZM99 50H97V51H99ZM105 50V49H104ZM106 50H108V49H106ZM106 50L103 52L102 50V52H97V51H95L96 53H94V54H91L90 55V57H88V61H86L85 59L83 60V59H81L79 62H76V63H73V64H71V66L72 67H69L68 65H70V64H68L67 66L69 67V68H64V67H62V66H55L56 68H53L54 67V64H53V67L51 68V67H47L45 64L43 65V66H46V67H43V66H41L40 65V67H42V68H37V69H35L34 67V69H31V70H33V72H32V76H30V78H31V80H28V81H31V82H29V84H31V86L30 85H28V91H27V93L29 92V96H30V92H33L32 94H36L35 96L34 95H32L33 97H35V98H37V102L39 103L40 101V99H41V101H43L42 99H46L45 101H46V103H45V101L43 102V104L44 105H42L41 106V108L43 109V110H47L48 108H56V106H58V109H54V111H53V113L52 112H50L51 114H49L47 117H43L42 115H41V117H43V119H44V122H42L41 123V121H43V120H39V121H37V123H35L36 125L34 126V127H37V128H40L41 130L43 129V133H44V135H45V142H46V144L48 145L49 143H50V145L49 146H52V144L54 145V144H56V143H64L66 146H67V148L69 147V145L70 144H76L77 142L76 141H79V140H81V138L82 137H84L83 135L86 133V132H88V131H90V130H93L92 128H95L96 127V123H95V121L93 120V113H94V111H95V109H96V103H98V101H97V99H91L90 97L92 96V98H93V93H92V91L90 90V89H92V88H90V82L92 81V80H94L93 78H94V74H96V71H94L95 69L96 70H98L100 67H101V65L102 66H105L106 64H108V62H110L111 61V59L113 58V56L114 55H116V53L115 54H112L113 53V51H107L106 52ZM26 51V50H25ZM138 51V50H137ZM224 51V50H223ZM118 52V53H119ZM145 52V51H144ZM144 52H143V54H144ZM72 53V52H71ZM20 54V53H19ZM22 54V53H21ZM25 54V55H24ZM89 54H90V52H89ZM101 54H103V55H101ZM105 54V55H104ZM136 53H134V55H135ZM133 55V56H134ZM138 55V54H137ZM141 55H142V53H141ZM223 55H225V54H223ZM230 55V54H229ZM239 55V54H238ZM246 55V54H245ZM15 56V55H14ZM20 56V55H19ZM45 56V57H44ZM18 57V56H17ZM16 56H15V58H17ZM43 57H44V59H43ZM50 57V56H49ZM53 57V56H52ZM58 57H57V59H58ZM65 57V56H64ZM68 57H70V56H68ZM247 57V56H246ZM12 58H14V57H12ZM20 58V57H19ZM18 58V59H19ZM22 58V57H21ZM24 58V59H25ZM91 58V59H90ZM221 58V59H220ZM220 58H218V59H214V61L213 60H207L208 62H210V64L207 62V63H205V64H203L204 65V67H202V72H206V70H207V72H208V70L210 71V69H212V67L214 66V67H216V68H220L221 66H223V64L224 63H226V61L225 62H223V58H222V56L220 57ZM232 58H233V56H232ZM17 59V60H18ZM23 59V58H22ZM29 59V60H28ZM69 59V58H68ZM90 59V60H89ZM230 59V58H229ZM228 59V60H229ZM14 60V62L16 61V62H18L17 60H15V59H13ZM49 60V59H48ZM47 60V62H49ZM76 60V59H75ZM127 60V59H126ZM225 60V59H224ZM232 60V59H231ZM235 61H236V58L234 59ZM11 61V60H10ZM19 61H20V59H19ZM23 61V60H22ZM25 61V60H24ZM42 61V62H41ZM52 61H54V60H51L50 62H52ZM56 61V60H55ZM70 61V60H69ZM242 61V60H241ZM244 61V60H243ZM11 62H13V61H11ZM26 62V61H25ZM40 62V63H39ZM43 62V63H44ZM59 62V61H58ZM68 62V61H67ZM67 62H65V63H67ZM73 62V61H72ZM231 62H233V63H231ZM239 62V61H238ZM238 62H234V61H230V64H229V62L227 63L228 65H231L230 66V69L231 70H233L232 68H235L236 67V65L235 64H237ZM19 63H21V65H22V63L23 62H19ZM27 63V62H26ZM25 63V64H26ZM54 63V62H53ZM62 63H63V61H62ZM61 63V64H62ZM65 63H64V65H65ZM71 63V62H70ZM204 63V62H203ZM211 63H212V65H211ZM235 63V64H234ZM243 63V62H242ZM24 64V65H25ZM60 64V65H61ZM226 64V65H227ZM240 64V63H239ZM12 65H14V63L12 64L11 63V66ZM16 65V64H15ZM50 65V64H49ZM56 65H57V63H56ZM29 66V65H28ZM31 66V67H32ZM35 66V65H34ZM51 66V65H50ZM100 66V67H99ZM225 66V65H224ZM13 67V66H12ZM15 67V66H14ZM18 67V66H17ZM27 67V66H26ZM30 67V66H29ZM39 67V66H38ZM66 67V66H65ZM3 68V67H2ZM28 68V67H27ZM43 68L45 69H48V70H46L45 69V71L47 72H45L44 70H43ZM64 68V69H63ZM205 70H204V69ZM210 68V69H209ZM215 68V69H216ZM226 68V67H225ZM224 69V68H223ZM1 70H3V69H1ZM36 70V71H35ZM42 71V72H40V75H42V76H38L36 73L38 72L39 73V71ZM192 70V69H191ZM190 70V71H191ZM198 70L199 69H197V72H198ZM204 70V71H203ZM230 70V71H231ZM43 71H44V73H43ZM95 73H94V72ZM189 71V70H188ZM189 71V72H190ZM235 71V70H234ZM31 71H29V73H30ZM36 72V73H35ZM160 72V71H159ZM179 72V71H178ZM192 72V71H191ZM194 72H196V71H194ZM199 72H200V70H199ZM202 72H200V73H202ZM42 73V74H41ZM232 73V72H231ZM231 73H229V74H231ZM28 74V73H27ZM34 74V75H33ZM154 74V73H153ZM155 74H156V72H155ZM160 74V73H159ZM164 74V73H163ZM172 74V73H171ZM171 74H170V77H169V79L171 80V78H173L174 76H176V78H177V76L179 75V77L181 78V75H183V74H187V72L186 73H184L183 72V74L182 73H176L177 75H175L174 73H173V76H171ZM206 74V73H205ZM205 74H203L204 76H205ZM31 75V74H30ZM157 75V74H156ZM28 76V75H27ZM154 76V75H153ZM184 76V75H183ZM182 76V78L181 79H183L184 77ZM187 76V75H186ZM185 76V77H186ZM231 76V75H230ZM1 77V76H0ZM75 77V78H74ZM157 77V76H156ZM178 77V78H179ZM203 77V76H202ZM234 77V76H233ZM232 77V78H233ZM175 78V77H174ZM179 78V79H180ZM28 79V78H27ZM68 79H74V80H72L73 82H75V84L73 83V86H77V84H76V81L78 80V82H80V81H83V82H81L82 84H84V86H85V88H84V86L83 87H81V85H80V83L78 84L79 86H75V87H71V86H67V84H66V82L68 83L69 81H68ZM77 79V80H76ZM82 79V80H81ZM158 79V78H157ZM160 79V78H159ZM184 79H187V77L186 78H184ZM183 79V80H184ZM151 80H155V78L154 79H152V77H151ZM151 80H150V82H151ZM166 80V79H165ZM173 80V79H172ZM178 80V79H177ZM176 80V81H177ZM1 81V80H0ZM27 81V80H26ZM156 81V80H155ZM161 81V83H162V81H163V79H161L160 80ZM166 81H168V80H166ZM185 81V80H184ZM71 82V81H70ZM157 82V81H156ZM174 82V81H173ZM180 82V81H179ZM88 85V87H87V85ZM69 84V83H68ZM264 84V83H263ZM72 85V84H71ZM147 85V84H146ZM145 85V86H146ZM25 86H26V84H25ZM31 88H30V87ZM63 88V90L62 89H57V90H59V92L62 90V92H60V93H58L57 92V90L55 89V88ZM151 86V85H150ZM149 86V87H150ZM27 87V86H26ZM25 87V88H26ZM51 87V88H50ZM1 88H2V86H1ZM81 88H83V91H81V92H86L85 94H87V97L89 98V100L87 99V101H86V103H85V106H82V107H84V110H82L81 108V110L80 111H78V109H77V106H75L74 104H76V103H72V101L75 99H73V100H71V103H69V102H67V100H68V97H70V94L72 95V94H74L75 92H78V91H80L81 90ZM258 88V87H257ZM24 89V88H23ZM47 89H49V90H47ZM51 89V90H50ZM144 89V88H143ZM157 89H158V87H157ZM157 89H156V91H157ZM227 89V88H226ZM247 89V88H246ZM3 90H6V89H2V91ZM8 90V89H7ZM31 90V91H30ZM46 90V91H45ZM54 90V91H53ZM85 90V91H84ZM130 90V89H129ZM155 90V89H154ZM153 90V91H154ZM225 90V89H224ZM9 91V90H8ZM23 91H26V90H23ZM22 91V92H23ZM47 91H48V93H47ZM53 91V92H52ZM94 92H95V90H93ZM242 91V90H241ZM244 91V90H243ZM258 91H259V89H258ZM34 92H37V93H39V95L37 96V93H34ZM43 92H45L47 95L50 93V92H52V95H51V93L49 94L51 97H49V101H47L48 100V97H46L47 95H44V93ZM90 92V93H89ZM128 92V91H127ZM136 92V91H135ZM150 92V91H149ZM225 91H223V92H221L222 94H225L224 96H226L227 94H226V92L224 93ZM228 92V91H227ZM252 92H255V91H252ZM260 92H261V94H260ZM4 93V92H3ZM10 93V92H9ZM8 93V94H9ZM26 92H25V94H27ZM41 93V94H40ZM43 93V94H42ZM79 93V92H78ZM78 93H77V95H78ZM140 93V92H139ZM157 93H158V91H157ZM239 93V92H238ZM237 93V94H238ZM247 93H249V92H246V94ZM257 93V92H256ZM259 94H260V96L263 94V92L262 91H259L258 92ZM257 93V94H258ZM2 96H3V94L2 93H0ZM5 94H7V93H5ZM5 94H4V96H5ZM24 93H23V96L25 95ZM92 94V95H91ZM131 94V93H130ZM137 94H138V91H137ZM141 94H142V92H141ZM140 94V96H142L143 97V95H141ZM143 94L144 95H146V96H148L147 95V92L146 93H144L143 92ZM155 96L156 95H158V94H155V92L153 93ZM152 94V95H153ZM222 94H219V96L221 95L222 97H219L218 96V100L220 99V98H222V99H220L221 101L223 100V95ZM236 94V93H235ZM244 94V93H243ZM242 94V95H243ZM258 94V95H259ZM40 95H42V97L40 98ZM48 95V96H49ZM81 95V94H80ZM110 95V94H109ZM136 95V94H135ZM248 95V94H247ZM43 96H45V98H43ZM76 96V95H75ZM128 96L129 95H127V94H125L123 97H120V98H113V97H109L108 96V99L106 100L107 102H106V104H105V107H104V111H110L112 108H114L115 106H120V107H125L126 105H127V102L130 100H128ZM139 96V97H140ZM239 96V95H238ZM26 97V96H25ZM24 97V98H25ZM33 97L31 98L32 100H35V99H33ZM40 99H39V98ZM95 97V96H94ZM141 97V98H142ZM145 97V96H144ZM151 96H149L148 98H150ZM157 97V96H156ZM227 97H228V95H227ZM234 97H235V95H234ZM240 97H242V96H240ZM244 97V96H243ZM255 97V96H254ZM258 97V96H257ZM256 97V98H257ZM262 97V96H261ZM3 98H6V96L5 97H3ZM9 98H10V96H9ZM79 98V97H78ZM78 98H76V99H78ZM97 98V97H96ZM136 98V97H135ZM140 98V99H141ZM210 98V97H209ZM212 98V97H211ZM215 98H217V96L215 97ZM251 98V97H250ZM2 99V98H1ZM8 99V97L6 98V100ZM26 100L27 99H29V97L28 98H25ZM138 99V98H137ZM143 99H145V98H143ZM153 99V98H152ZM237 99V98H236ZM136 100V99H135ZM155 100H157L156 98H155ZM219 100V101H220ZM243 100H245V99H243ZM2 101H3V99H2ZM8 101V100H7ZM6 101V102H7ZM78 101V100H77ZM97 101V102H96ZM141 101V100H140ZM148 101V100H147ZM160 101V100H159ZM215 100H213L212 102H214ZM217 101V100H216ZM5 102V103H6ZM30 102V101H29ZM157 101H155V103H156ZM205 102V101H204ZM211 101L209 102H207V106H208V103H212ZM260 102V101H259ZM4 102H3V104H5ZM40 103H42V102H40ZM78 103H80V102H77V104ZM206 103V102H205ZM246 103V102H245ZM1 104V103H0ZM129 104L130 103H128V106H129ZM201 104H204L203 102L201 103ZM201 104H200V106H201ZM213 104V103H212ZM212 104H210V105H212ZM248 104V103H247ZM2 105V104H1ZM142 105V104H141ZM140 105V106H141ZM145 105V104H144ZM159 105V104H158ZM205 105V104H204ZM203 105V106H204ZM215 105V104H214ZM242 105V104H241ZM240 105V106H241ZM243 105H245V104H243ZM31 106V105H30ZM33 106H35V104L33 105ZM81 106V105H80ZM157 106V105H156ZM196 106V105H195ZM216 106V105H215ZM214 106V107H215ZM223 106V105H222ZM237 106V105H236ZM246 106V105H245ZM248 106V105H247ZM246 106V107H247ZM0 107H2V106H0ZM142 107V106H141ZM199 107V106H198ZM197 107V108H198ZM202 107V106H201ZM228 107V106H227ZM239 107V106H238ZM40 108V109H41ZM117 108V107H116ZM115 108V109H116ZM200 108V107H199ZM232 108V107H231ZM234 108V107H233ZM237 107H235V109H236ZM250 108V107H249ZM258 108V107H257ZM1 109H3V107L2 108H0V110ZM34 109V108H33ZM36 109V108H35ZM143 109V108H142ZM141 109V110H142ZM209 109V108H208ZM210 109H212V107L210 108ZM234 109V110H235ZM18 110V109H17ZM58 110V111H57ZM114 110V109H113ZM198 110V109H197ZM214 110V109H213ZM218 110V109H217ZM222 110V111H221ZM219 112L217 111V113H216V115H214L213 117H215V119H213L214 121L213 122H215L216 124H215V126H219L218 125V123L220 124V123H223V121H225V119H227L228 118V116H231V109L230 108H224V110L223 109H221ZM239 110V109H238ZM5 111V110H4ZM15 111V110H14ZM1 112V111H0ZM2 112H3V110H2ZM2 112L0 113V114H2ZM79 112V113H78ZM80 112H81V114H80ZM141 112V111H140ZM145 112V111H144ZM260 112V111H259ZM5 113H6V111H5ZM11 113H13V114H11ZM40 113V112H39ZM48 113H49V111H48ZM97 113V112H96ZM185 113V111H183V114ZM199 113V112H198ZM201 113V112H200ZM214 113V114H215ZM247 113H249L248 114V117H253L255 114H256V109H250V111L249 112H247ZM9 115V117H10V114L12 115V118H14L13 116H14V112H10V113H8ZM17 114V113H16ZM230 114V115H229ZM257 114H259V113H257ZM3 115H5V114H3ZM97 115V114H96ZM141 115V114H140ZM196 115V114H195ZM198 115V114H197ZM145 116V115H144ZM148 116V115H147ZM186 116V115H185ZM201 116V115H200ZM203 116V115H202ZM64 117V119H68L67 121H69V120H71V125L68 127L67 126V129H66V131H65V135H66V138L64 139V140H62L63 138H61V137H59L58 136V133H57V125H58V122H59V120L61 119V118H63ZM67 117V118H66ZM98 117V116H97ZM209 117H210V115H209ZM247 117V116H246ZM1 118V117H0ZM6 118H8V117H6ZM11 118V119H12ZM16 118V117H15ZM45 118H46V120H45ZM80 118V120H78ZM122 118V117H121ZM142 118V117H141ZM230 118V117H229ZM250 118H249V120H250ZM149 119V118H148ZM205 119H206V117H205ZM208 119V118H207ZM211 119V118H210ZM246 119H248V118H246ZM1 120V119H0ZM198 120V119H197ZM202 120V118H200L199 119V121H201ZM229 120V119H228ZM245 119H243V121H244ZM252 120V119H251ZM250 120V121H251ZM1 121H3V120H1ZM66 121V120H65ZM79 121H80V123H79ZM125 121V120H124ZM146 121H147V119H146ZM250 121H248L249 122V124L251 123ZM119 122V121H118ZM144 122V121H143ZM148 122V121H147ZM201 122H204V118H203V121H201ZM225 122H228V121H225ZM246 122V121H245ZM66 122H64V124H65ZM130 123H132V122H130ZM138 123H139V121H138ZM200 123V122H199ZM206 123V122H205ZM212 123V122H211ZM252 123H253V121H252ZM252 123H251V125H248L246 128H247V131L248 132H250V131H253L252 129H253V127L254 126H252ZM60 124V123H59ZM127 124H128V122H127ZM195 124V123H194ZM204 124V123H203ZM246 124V123H245ZM2 125V126H1ZM0 125V168L2 167V165L4 164L5 165V161L4 160H6L5 158H14V159H16V161H17V163H20L21 161H20V159L22 160V155H23V151H21V147H19V146H17L15 143H14V141H11L10 143H8L7 141H6V139H7V133L8 132H6L5 131V129H4V127H3V124H1ZM8 125V124H7ZM115 125V124H114ZM133 125H134V123H133ZM133 125H132V128H133ZM137 125V124H136ZM141 125V124H140ZM144 125V124H143ZM185 125V124H184ZM183 125V126H184ZM200 125V124H199ZM207 125V124H206ZM210 125V124H209ZM201 126V125H200ZM205 126V125H204ZM211 126V125H210ZM222 126V125H221ZM8 127V126H7ZM129 127V126H128ZM143 128H145L146 127V125L145 126H142ZM141 127V128H142ZM212 127V126H211ZM64 128H65V126H64ZM123 128H124V125H123V123H120V124H117V125H115V127L112 129V131H113V135L115 134V136L114 137H118V138H120V136L122 137L123 135H122V133H123ZM138 128V127H137ZM187 128H188V126H187ZM203 128V127H202ZM125 129V128H124ZM127 129V128H126ZM136 129V128H135ZM174 129V128H173ZM184 129V128H183ZM192 129V128H191ZM190 129V130H191ZM218 129V130H217ZM9 130V129H8ZM36 130H38V129H36ZM61 130V129H60ZM111 130V129H110ZM134 130V129H133ZM145 130V129H144ZM197 130H199V129H197ZM220 130V127L219 128H216L215 129V131H219ZM39 131V130H38ZM62 131V130H61ZM178 131H180V130H178ZM177 131V132H178ZM208 131V130H207ZM246 131V132H247ZM111 132V131H110ZM140 132V131H139ZM176 132V131H175ZM199 132H200V130H199ZM211 132V131H210ZM209 132V133H210ZM220 132V131H219ZM219 132H212L211 134H209V137L208 138H206L205 139V141L204 142H202V146L200 145V144H198L199 145V147H196V148H200V152H201V149H203V147H204V149L205 150H209V149H211V147L213 146L214 147V145L216 144V142H217V140L219 139V137H220V139H222L221 138V136H223V133H219ZM222 132V131H221ZM225 132V131H224ZM145 133V132H144ZM188 133V132H187ZM190 133H191V131H190ZM226 133V132H225ZM42 134V133H41ZM109 134V133H108ZM107 134V135H108ZM138 134V133H137ZM148 134V133H147ZM173 134V133H172ZM189 134V133H188ZM187 134V135H188ZM208 134V133H207ZM228 134V133H227ZM249 134V133H248ZM86 135V134H85ZM112 135V134H111ZM128 135V134H127ZM139 135V134H138ZM193 135V134H192ZM12 136H14V137H12L13 138V140H14V138H15V136L16 135H12ZM46 136H47V138H46ZM61 136V135H60ZM106 136V135H105ZM104 136V137H105ZM135 136V135H134ZM137 136V135H136ZM146 136V135H145ZM148 136V135H147ZM181 136H182V134H181ZM225 136V135H224ZM227 136V135H226ZM197 137V136H196ZM195 137V138H196ZM204 137V136H203ZM19 138V137H18ZM44 138V137H43ZM112 137H110V139H111ZM117 138V139H118ZM189 138V137H188ZM195 138H193V139H195ZM236 138V137H235ZM102 139V138H101ZM107 139V138H106ZM115 139V138H114ZM143 139V138H142ZM148 139V138H147ZM174 139V138H173ZM182 139V138H181ZM199 139V138H198ZM105 140V139H104ZM109 140V139H108ZM107 140V141H108ZM48 141V142H47ZM110 141V140H109ZM120 141H121V139H120ZM125 141V144H119L118 142H116V141H114L113 143L111 142H109L110 143V146H109V148L107 149L106 148V150H108V151H105V147H104V150L103 149H101V150H103V151H101L100 149H98V152H100V153H98L97 152V150H96V153H95V156L92 158H90V157H87V155H82L81 157H80V159H79V157H77L78 158V162L76 161V159L77 158H75V160L73 161V162H71V167H72V169L71 168H69V169H67V170H62V172H58V174H56V177H55V179L57 180V181H59V182H61V183H64V184H66V183H68V182H71V181H73V180H78V181H81V180H84V178H85V175H88L87 174V171H85L86 169H88V167H90V165H94V166H96L97 168H99L98 166H100L101 164H104L105 162H106V159L107 158H105L103 155H101V152H102V154L104 153L105 155L107 154L108 156H109V164L111 165L110 167H111V171L112 170H114V169H116V167H118V165H119V163H120V161H121V159H123V158H127L128 160L127 161H129V159H133V158H136L137 160H138V158L139 159H142V158H144L146 155H147V152H146V147L144 146L145 144H143V143H141V142H143L141 139H140V141H139V139H138V137L136 138V137H129V138H127L126 140H124ZM127 141V142H126ZM147 141V140H146ZM187 141V140H186ZM193 141V140H192ZM101 142V141H100ZM141 143V145L140 144H138V143ZM181 142V141H180ZM188 142H190V141H188ZM221 142V141H220ZM52 143V144H51ZM102 143H104V142H102ZM107 142H105V144H106ZM121 143V142H120ZM219 143V142H218ZM72 144V145H73ZM112 144V145H111ZM143 144V145H142ZM182 144H183V142H182ZM72 145H70V146H72ZM97 145H99V144H97ZM103 145V144H102ZM137 145H139L140 147H138ZM189 145V144H188ZM197 145V146H198ZM59 146V145H58ZM57 146V147H58ZM107 146V145H106ZM185 146H187V145H185ZM201 146V147H200ZM216 146V145H215ZM54 148H56V146H53ZM73 147V146H72ZM71 147V148H72ZM76 147V146H75ZM190 147V146H189ZM192 147V146H191ZM52 148V147H51ZM50 148V150H52ZM61 148V147H60ZM74 148V147H73ZM188 148V147H187ZM46 149V148H45ZM69 149V148H68ZM77 149H79V148H77ZM97 149V148H96ZM138 149V150H137ZM182 149V148H181ZM184 149L186 150V148L184 147ZM194 149V148H193ZM67 150V149H66ZM81 150V149H80ZM100 150V151H99ZM48 151H49V149H48ZM61 151L62 150H59L58 149V152L56 153V155L54 156V155H52V154H54V153H52L50 156H54V158L55 159H57L56 161H59V162H61V161H63L62 159V156H61V154H59V153H61ZM69 151H71L70 149H69ZM78 151V150H77ZM76 151V152H77ZM82 151V150H81ZM190 151V150H189ZM193 151V150H192ZM192 151H190L191 152V155H190V152H188V151H185V156L187 155V153H189V155L188 156H190L189 158L190 159H192L193 157H194V155L196 156V153H193ZM198 150H196V152H197ZM55 152H56V150H55ZM75 152V151H74ZM83 152V151H82ZM106 152V153H105ZM176 152H178V151H176ZM180 152V151H179ZM207 152H209V151H207ZM88 153V152H87ZM98 153V154H97ZM62 154H63V152H62ZM86 154V153H85ZM174 154V153H173ZM194 154V155H193ZM46 155H48V154H46ZM74 155H75V153H74ZM73 155V156H74ZM78 155V154H77ZM76 155V156H77ZM175 155H178V154H175ZM202 155V154H201ZM200 155V156H201ZM206 155V154H205ZM75 156V157H76ZM89 156V155H88ZM172 156H174V155H172ZM181 156V155H180ZM188 156H187V158H188ZM191 156H193V157H191ZM198 156V155H197ZM22 157V158H21ZM199 157V156H198ZM198 157H196V158H198ZM202 157V156H201ZM10 158H9V160H10ZM44 158H46V156H43V157H39V163L42 165V163H44L45 162V160L46 159H44ZM49 158V157H48ZM62 158V159H61ZM72 158H74V157H72ZM175 158H178L177 156L175 157ZM202 158H204V157H202ZM50 159H51V157H50ZM65 159V158H64ZM195 159V158H194ZM201 159V158H200ZM53 160V159H52ZM72 160V159H71ZM105 160V161H104ZM134 160V159H133ZM173 160H175L174 159V157H173ZM177 160V159H176ZM181 160H183V159H181ZM197 160V159H196ZM199 160V159H198ZM3 161V162H2ZM15 161V160H14ZM13 160H11V162H14ZM67 161L68 160H66L65 162H66V164H67ZM104 161V162H103ZM124 161H126L125 159H124ZM132 161V160H131ZM178 161H180V160H178ZM10 162V163H11ZM58 162V163H59ZM130 162V161H129ZM137 162V161H136ZM167 162V161H166ZM170 162V161H169ZM173 162V161H172ZM191 162V161H190ZM189 162V163H190ZM200 162V161H199ZM1 163H2V165H1ZM7 163H9V161L7 162ZM69 163H70V161H69ZM79 165H78V164ZM124 163V162H123ZM139 163V162H138ZM174 163V162H173ZM184 163V162H183ZM192 163H193V161H192ZM15 164H16V162L14 163V165H12V166H15ZM23 164V163H22ZM56 164V163H55ZM65 164V163H64ZM75 164H77L78 165V168L75 166ZM108 164V165H109ZM127 164V163H126ZM188 164V163H187ZM186 164V165H187ZM233 164L234 163H232V166H233ZM239 164V163H238ZM237 164V165H238ZM8 164H6V166H7ZM18 165V164H17ZM16 165V166H17ZM57 165V164H56ZM68 165V164H67ZM134 165V164H133ZM144 165V164H143ZM229 165V164H228ZM9 166V165H8ZM10 166H11V164H10ZM10 166H9V168L8 169H10ZM25 166V165H24ZM62 166H64L65 167V165H62ZM93 166V167H94ZM105 166V165H104ZM141 166V165H140ZM230 166V167H229ZM229 166H227L226 167V169H222V170H219V169H216V171H214L213 169H211L212 171H210L208 174L206 173V174H204V175H206V176H202V180H199L200 179V177L199 178H197V179H195V180H193V181H195L194 182V184H193V186L191 185V188H192V193H194V192H197V191H200V189L202 190V189H204L203 188V186L206 188L207 187V189H208V183H209V181L210 180H212V179H214V180H212V181H210L211 183H214V181L216 180V182H218L219 183V180H221V181H223V179L224 180H227V182H228V180H231L232 179V170L233 169H235V168H232V166L231 165H229ZM5 166H3V168L2 169H0V170H3L4 169V171H6L5 170V168H4ZM63 167V168H64ZM67 167V166H66ZM106 167V166H105ZM131 167V166H130ZM234 167V166H233ZM240 167V166H239ZM23 168V167H22ZM62 168V169H63ZM108 168V167H107ZM150 168V167H149ZM188 168V167H187ZM7 169V168H6ZM7 169V170H8ZM11 169H12V167H11ZM24 169V168H23ZM27 169V168H26ZM57 169V168H56ZM237 169V168H236ZM242 169V168H241ZM16 170V171H15ZM60 170H61V168H60ZM95 170V169H94ZM93 170V171H94ZM127 170V169H126ZM155 169H153L152 171H154ZM27 171V170H26ZM58 171V170H57ZM92 171V172H93ZM115 171V173H116V171L117 170H114ZM121 171V170H120ZM119 170H118V172H120ZM232 171V172H231ZM55 172H56V170H55ZM89 172H91V171H89ZM91 172V173H92ZM97 172V171H96ZM113 172V171H112ZM1 173V172H0ZM4 173V172H3ZM6 174H2L3 176H0V227L1 228H3V227H5L6 225V223H5V220H7V219H5V218H7L8 217V215L10 214V212L12 213V211L14 212V210H12V209H16V211H18L19 213L21 212V214H22V212H24V198H26V195L24 196V193L22 194L21 193V190L23 191L24 190V192L26 191L27 192V190L29 189V186H28V184L25 182V169L24 170H22V169H18V168H16V169H14V171H12L11 172V170L7 173V172H5ZM95 173V172H94ZM122 173V172H121ZM149 172H147V170H142V169H140V170H133V171H128V173L126 174V176L124 177V178H119V180L117 179V178H115V177H113V178H110V179H112V180H110V181H107V182H109V183H104V185L105 186H103V185H101V186H99V187H96V188H93V186H92V188H93V190H91V192H89V193H87L86 194V198H90V197H95V198H98V197H102V194L104 193V190H106V188L107 187H109V188H111L112 186H113V188L115 187V188H120V187H123L122 185L124 184V182H126V180H127V178L128 177H130L131 176V178L133 177H144L145 175H147ZM152 173V172H151ZM150 173V174H151ZM27 174V173H26ZM108 174H110V172L108 173ZM119 174V173H118ZM123 174V173H122ZM120 175V174H119ZM130 175V176H129ZM178 175V174H177ZM55 176V175H54ZM91 176V175H90ZM90 176H88V177H90ZM92 176H94V175H92ZM91 176V177H92ZM96 176V175H95ZM111 176V175H110ZM27 177V176H26ZM109 177V176H108ZM112 177V176H111ZM118 177V176H117ZM145 178V177H144ZM217 178V179H216ZM229 178H231V179H229ZM86 179H87V176H86ZM108 179V178H107ZM130 179V178H129ZM176 179V178H175ZM180 179H182V178H180ZM219 179V180H218ZM56 180H55V182H56ZM179 180V179H178ZM190 180V179H189ZM77 181V182H78ZM128 181H130V180H128ZM127 181V182H128ZM132 181V180H131ZM137 181V180H136ZM136 181H135V183H136ZM188 181V180H187ZM191 181V180H190ZM232 181H233V179H232ZM59 182L57 183V185L59 184ZM76 182V183H77ZM82 182V181H81ZM86 184H87V181L85 182ZM84 183V184H85ZM139 183V182H138ZM184 183V182H183ZM71 185H72V182L70 183ZM82 184V183H81ZM126 184V183H125ZM174 184H182V182L181 183H174ZM216 184V183H215ZM74 185H76V184H74ZM78 185H80V184H78ZM99 185V184H98ZM186 185V184H185ZM206 185V186H205ZM210 185V184H209ZM214 185V184H213ZM17 186H19V187H23L24 189H22L21 188V190H18V189H20V188H17ZM70 186V185H69ZM77 186V185H76ZM82 186V185H81ZM87 185H85V187H86ZM91 186V185H90ZM90 186H89V188H90ZM125 186V185H124ZM198 186H200L199 188L200 189H198V190H196V187H198ZM215 186V185H214ZM67 187V186H66ZM179 187V186H178ZM193 187H195V189L193 190ZM210 187V186H209ZM17 188V189H16ZM79 188L80 187H78V190H79ZM83 189H84V187H82ZM15 189L17 190V192L15 193L14 191H15ZM66 189H69L68 187L66 188ZM116 189V190H117ZM180 189V188H179ZM90 190V189H89ZM137 190V189H136ZM189 190V189H188ZM196 190V191H195ZM18 191H20V193H21V195H19L20 193L18 192ZM87 191H88V188H87ZM108 190H106V192H107ZM177 191V190H176ZM194 191V192H193ZM233 191V190H232ZM25 192V193H26ZM78 192V191H77ZM181 192V191H180ZM207 192V191H206ZM205 192V193H206ZM17 193H19V194H17ZM73 193H74V191H73ZM81 193V192H80ZM132 193H134V192H132ZM136 193H139L138 191H136ZM191 193V194H192ZM201 193V196H202V192H200ZM205 193H203V194H205ZM77 194V193H76ZM135 194V193H134ZM141 194V193H140ZM186 194V193H185ZM67 195V194H66ZM70 194H68L67 195V197L69 196ZM71 195H72V193H71ZM75 195V194H74ZM90 195V196H89ZM171 194H169V196H170ZM177 195V194H176ZM190 195V194H189ZM89 196V197H88ZM134 196V195H133ZM135 196H137V195H135ZM169 196H166V197H169ZM200 196V195H199ZM84 198L85 197V195H80V196H76V199L74 198V197H70L71 199H69V200H66V202L62 205V207L61 208H64L65 207V209L67 208V209H74V208H76L79 204V201H80V198ZM192 197V196H191ZM194 197V196H193ZM197 197V196H196ZM69 198V197H68ZM141 198V197H140ZM176 198H178V195L176 196ZM190 198V197H189ZM78 199H79V201H78ZM100 199V198H99ZM136 199V198H135ZM138 199V198H137ZM167 199H169V198H167ZM188 199V198H187ZM195 199V198H194ZM216 199V198H215ZM218 199H220V198H218ZM218 199H216L215 201L217 202H213V203H215L214 205L216 206V207H219L220 206V209H221V204H220V202L222 203V200H218ZM221 199H222V197H221ZM207 200V199H206ZM65 200H63V202H64ZM84 201V200H83ZM88 201H91V200H89L88 199ZM93 201V200H92ZM91 201V202H92ZM170 201V200H169ZM211 201V200H210ZM62 202V203H63ZM100 202V201H99ZM137 202V201H136ZM166 202V201H165ZM168 202V201H167ZM84 203V202H83ZM140 203V202H139ZM196 203V202H195ZM200 203V202H199ZM85 204V203H84ZM83 204V205H84ZM119 204H120V202H119ZM220 204V205H219ZM82 205V204H81ZM80 205V206H81ZM168 205V204H167ZM171 205V204H170ZM175 205V204H174ZM195 205V204H194ZM204 205V204H203ZM205 205H206V207L207 208H205V209H207V210H209V207L211 208V207H213V204H212V206L210 205V204H207V203H205ZM204 205V206H205ZM60 206H61V204H60ZM59 206V207H60ZM162 206V205H161ZM164 206V205H163ZM196 206H198V205H196ZM209 206V207H208ZM214 206V207H215ZM122 207V206H121ZM136 207V206H135ZM58 208V207H57ZM79 208V207H78ZM168 209H170L169 207H167ZM203 208V209H204ZM54 209V208H53ZM52 209V210H53ZM157 209V208H156ZM212 209V208H211ZM57 210V209H56ZM60 210H62V209H60ZM83 210V209H82ZM81 210V211H82ZM167 210V209H166ZM186 210H187V208H186ZM195 210V209H194ZM193 210V212H195ZM201 210V209H200ZM218 210V209H217ZM15 211V212H16ZM46 211H48V210H46ZM72 211V210H71ZM77 211V210H76ZM139 212L141 211V210H138ZM138 211H135V212H138ZM203 211V210H202ZM202 211H200V212H202ZM211 211V210H210ZM221 211V210H220ZM219 211V212H220ZM17 212V213H18ZM75 212V211H74ZM206 212V211H205ZM44 213V212H43ZM51 213V212H50ZM49 212H48V214H50ZM58 213V212H57ZM57 213L55 214V215H57ZM78 213V212H77ZM85 213V212H84ZM184 213V212H183ZM182 213V214H183ZM189 213H191V212H189ZM199 213V212H198ZM15 214V213H14ZM13 214V215H14ZM60 214V213H59ZM81 214V213H80ZM178 214V213H177ZM181 214V215H182ZM187 214V213H186ZM203 214V213H202ZM209 214V213H208ZM207 214V215H208ZM214 214V213H213ZM221 214V213H220ZM12 215V214H11ZM13 215H12V218H13ZM17 215H19V214H17ZM67 215H69V213L67 214ZM71 215V214H70ZM73 215H74V213H73ZM86 215V214H85ZM108 213L106 214V217L108 218ZM130 215V214H129ZM135 216H136V214H134ZM138 215H139V213H138ZM185 215V214H184ZM193 215V214H192ZM209 215H211V214H209ZM218 215V214H217ZM59 216V215H58ZM61 216V215H60ZM98 216V215H97ZM105 215H103V217H104ZM113 216V215H112ZM121 216V215H120ZM131 216H133V215H131ZM178 216V215H177ZM195 216V215H194ZM14 217H17V216H15L14 215ZM42 217V216H41ZM52 215L50 216V215H44V218L42 217V219H40L41 220V222H39V225H40V227H42V229L40 228V230H42V231H40L41 233L39 234L41 237H39L37 240H36V242H35V244H34V248L32 249V251L31 252H29V254L27 255V258L31 261L33 258H35V257H37L38 258V256H40V255H43V254H45V253H47V252H50V251H54L53 253H57V258H56V255H55V258H56V260H55V258H54V262L52 263V264H72V262H71V260L68 258V254H70L69 252L71 251V249H72V245L73 244H75V242H72V244H70L71 242L68 240V238H67V236H66V234H60L59 235V237H56V238H58V241L57 242H51V239H50V236H49V231H47L46 230V228H44L43 226H42V224L43 223H45V222H49V221H47V220H50V219H52ZM69 217V216H68ZM72 217V216H71ZM77 217V216H76ZM102 217V216H101ZM128 217V216H127ZM126 217V218H127ZM134 217V216H133ZM179 217V216H178ZM177 217V218H178ZM190 217H191V215H190ZM55 218H56V216H55ZM176 217L174 216V218L173 219H175ZM181 218V217H180ZM60 219H62V218H60ZM70 219V218H69ZM82 219H86V218H84V216H83V218ZM96 219V218H95ZM114 219H116V218H114ZM185 219V218H184ZM188 219V218H187ZM193 219V218H192ZM196 219V218H195ZM226 219H227V217H226ZM226 219L224 218V216L222 215L221 216V218L218 220V223H217V225H215V226H217L218 228H220V230L219 229H217V231H221V228H222V226H224L225 224H226ZM10 220V218L8 219V221ZM67 220V219H66ZM76 220V219H75ZM106 220V219H105ZM112 220V219H111ZM181 220V219H180ZM59 221V220H58ZM71 221V220H70ZM80 221H81V219H80ZM87 221H88V219H87ZM92 221V220H91ZM108 221V220H107ZM106 221V222H107ZM182 221H184V220H182ZM189 221V220H188ZM194 221V220H193ZM7 222V221H6ZM55 222V221H54ZM78 222H79V219H78ZM78 222H76V223H78ZM82 222V221H81ZM81 222H79V225L81 224ZM90 222V221H89ZM109 222V221H108ZM190 222H192V221H190ZM51 223V222H50ZM74 223V222H73ZM100 223V222H99ZM102 223H104V222H102ZM189 223V222H188ZM229 223V222H228ZM46 224V223H45ZM58 222H57V225H55V224H53V225H55V226H58ZM65 224V223H64ZM69 224V223H68ZM107 224V223H106ZM106 224H103V225H105V226H102L101 227V225H99L98 224V222L96 223V221L95 222H90L89 224H86L87 226H86V233H88V236L86 235V233H84V235L82 236V238H84V236H85V238L84 239H81V238H78L79 239V241H80V243L83 241V242H85L86 244L88 243L89 244V247H90V251H91V249L93 250V247H94V245H96L95 243H96V238H95V236H93V234H95L96 232H100V234H101V232H103V233H110L109 231H110V225H106ZM111 224V223H110ZM209 224V223H208ZM5 225V226H4ZM38 225V226H39ZM60 225V224H59ZM83 225V227H84V224H82ZM112 225V224H111ZM141 225V224H140ZM211 225V224H210ZM227 225V224H226ZM9 226V225H8ZM64 226V225H63ZM66 226H68V225H66ZM66 226H64V227H66ZM113 226V225H112ZM213 227L215 230H216V228L217 227ZM48 227H50V226H48ZM62 227V226H61ZM76 227H78V225H76ZM139 227V226H138ZM142 227V226H141ZM144 227V226H143ZM10 228V227H9ZM45 230H44V229ZM203 228H204V226H203ZM11 229V228H10ZM54 229V228H53ZM75 229V228H74ZM80 229H82V228H80ZM135 230H136V228H134ZM142 229V228H141ZM140 229V230H141ZM229 229V228H228ZM35 230V229H34ZM61 230V229H60ZM64 230V229H63ZM62 230V231H63ZM77 230V229H76ZM84 230V229H83ZM134 230V231H135ZM200 230H202V229H200ZM214 230V231H215ZM225 230V229H224ZM232 230V229H231ZM5 231V230H4ZM39 231V230H38ZM47 231V232H46ZM61 231V232H62ZM132 231H133V229H132ZM132 231H130V232H132ZM142 231V230H141ZM150 231V230H149ZM154 231V230H153ZM193 231V230H192ZM202 231H204V230H202ZM217 231H216V233H217ZM9 232H11L12 234H13V231H9ZM9 232H0V243L3 241L2 239H4L3 237H4V234L6 235V234H8ZM52 232V231H51ZM50 232V233H51ZM82 232V231H81ZM223 232V231H222ZM226 232V231H225ZM1 233H3V235L1 234ZM39 233V232H38ZM66 233V232H65ZM74 233H75V231H74ZM77 233V232H76ZM157 233V232H156ZM213 233V232H212ZM215 233V232H214ZM224 233V232H223ZM135 234V233H134ZM205 234V233H204ZM209 234V233H208ZM228 234V233H227ZM38 235V236H39ZM70 235H71V233H70ZM101 235H103V234H101ZM131 235V234H130ZM160 235V234H159ZM2 236V237H1ZM7 236V235H6ZM11 236V235H10ZM9 236V237H10ZM55 236V235H54ZM78 236H79V234H78ZM81 236V235H80ZM106 236V235H105ZM129 236V235H128ZM193 236V235H192ZM198 236H201V234L200 235H198ZM210 236V235H209ZM8 237V238H9ZM96 237H97V235H96ZM99 237V236H98ZM103 237V236H102ZM160 237V236H159ZM197 237V236H196ZM235 237V236H234ZM233 237V238H234ZM55 238V239H56ZM108 238V237H107ZM129 238V237H128ZM192 238V237H191ZM198 238V237H197ZM202 238V237H201ZM232 238V237H231ZM72 239H73V237H72ZM199 239V238H198ZM222 239H224L223 237H222ZM237 239V238H236ZM2 240V241H1ZM5 240H7V239H5ZM33 240V239H32ZM102 240V239H101ZM149 240V239H148ZM159 240V239H158ZM200 240V239H199ZM239 240V239H238ZM31 241V240H30ZM75 241H77V240H75ZM105 241H107V240H105ZM104 241V242H105ZM146 241V240H145ZM201 241V240H200ZM230 241V239L228 238L227 239V243ZM70 242V243H69ZM101 242V241H100ZM99 242V243H100ZM103 242V241H102ZM101 242V243H102ZM146 242H148V241H146ZM164 242V241H163ZM207 242V241H206ZM216 242V241H215ZM224 243H225V241H223ZM99 243H97V245L99 244ZM226 243V244H227ZM230 243H231V241H230ZM230 243H228V244H230ZM77 245H78V243H76ZM83 244V243H82ZM149 244H150V242H149ZM76 245V246H77ZM81 245V244H80ZM147 245V244H146ZM153 245V244H152ZM166 245V244H165ZM219 245V244H218ZM224 245V244H223ZM235 245V244H234ZM237 245V244H236ZM1 246H2V244H1ZM4 246V245H3ZM2 246V247H3ZM100 246V245H99ZM141 246V245H140ZM170 246H172L173 248L174 247H177V244H171ZM213 246V245H212ZM215 246V245H214ZM171 247V248H172ZM221 247V246H220ZM81 248V247H80ZM84 248H85V245H84ZM97 248H99V247H97ZM129 248V247H128ZM143 248H145V247H143ZM160 248V247H159ZM223 248V247H222ZM228 248V247H227ZM226 247H225V249H227ZM234 248V247H233ZM232 248V249H233ZM82 249V248H81ZM86 249H88L87 247H86ZM86 249L84 250V251H86ZM104 249H106V247L104 248ZM140 249V248H139ZM149 249V248H148ZM163 249V248H162ZM168 249H170V248H168ZM209 249V248H208ZM216 249H218L217 247H216ZM221 249V248H220ZM239 249V248H238ZM26 250V249H25ZM72 250H74V248L72 249ZM151 250V249H150ZM167 250V249H166ZM172 250V249H171ZM170 250V251H171ZM205 250V249H204ZM13 250H11L9 247H3V248H1L0 247V264L2 263L3 264V262H2V257H3V255H5V254H7V253H11ZM17 251V250H16ZM16 251H14V252H16ZM78 250H76V252H77ZM81 251V250H80ZM80 251H78V252H80ZM135 251V250H134ZM133 251V252H134ZM155 251V250H154ZM170 251H168V252H170ZM173 251V250H172ZM209 251H210V249H209ZM215 253H216V251L215 250H213ZM221 251V250H220ZM229 251V250H228ZM236 251V250H235ZM26 252V251H25ZM88 252V251H87ZM99 252V251H98ZM104 252V251H103ZM141 252V251H140ZM156 252H158V251H156ZM167 252V251H166ZM167 252V253H168ZM222 252V251H221ZM13 253V252H12ZM52 253V252H51ZM51 253H49V254H51ZM52 253V254H53ZM85 253V252H84ZM96 253V252H95ZM100 253V252H99ZM164 253H165V251H164ZM206 253V252H205ZM213 253V252H212ZM219 253V252H218ZM225 253V252H224ZM233 253V252H232ZM22 254H24V253H22ZM89 254V253H88ZM204 254V253H203ZM209 254H210V252H209ZM16 255V254H15ZM26 255V254H25ZM24 255V256H25ZM54 255V254H53ZM73 255H75V254H73ZM105 255V254H104ZM108 255H110V254H108ZM156 255V254H155ZM158 255V254H157ZM219 255H220V253H219ZM218 255V256H219ZM45 256V255H44ZM49 256H51V258H52V255H49ZM87 256V255H86ZM90 256V255H89ZM92 256V255H91ZM124 256H125V254H124ZM126 256H127V254H126ZM133 256V255H132ZM144 256V255H143ZM164 256V255H163ZM209 256V255H208ZM208 256H206V257H208ZM226 256V255H225ZM238 256H239V254H238ZM41 257H43V256H41ZM45 257H47V256H45ZM73 257V256H72ZM98 256H96V258H97ZM130 257V256H129ZM135 257V256H134ZM141 257V256H140ZM139 257V258H140ZM155 257V256H154ZM159 257V256H158ZM157 257V258H158ZM200 257H202V256H200ZM210 257H212V256H210ZM220 257H222V256H220ZM224 257V256H223ZM241 257V256H240ZM22 258V257H21ZM26 258V257H25ZM88 258V257H87ZM215 258V257H214ZM15 259V258H14ZM27 259V260H28ZM36 259V258H35ZM78 259V258H77ZM83 259H84V257H83ZM83 259H82V262H83ZM101 259H103V257L101 258ZM159 259V258H158ZM163 259H164V257H163ZM203 259H205V258H203ZM209 259V258H208ZM26 260V261H27ZM53 260V259H52ZM86 260V259H85ZM128 260V259H127ZM146 260V259H145ZM149 260V259H148ZM202 260V259H201ZM217 260V259H216ZM34 261V260H33ZM98 261V260H97ZM138 261V260H137ZM213 261V260H212ZM79 262H81V261H79ZM96 262V261H95ZM105 262H107V260L105 261ZM127 262V261H126ZM129 262V261H128ZM139 262H140V260H139ZM143 262V261H142ZM146 262V261H145ZM4 263H5V261H4ZM45 263V262H44ZM76 263H77V261H76ZM84 263H85V261H84ZM180 263V262H179ZM190 263V262H189ZM30 264V263H29ZM49 264V263H48ZM93 264V263H92ZM101 264V263H100ZM103 264V263H102ZM149 264V263H148ZM178 264V263H177ZM185 264H187V263H185ZM239 264V263H238Z\"/></svg>",
	"mask_w": 264,
	"mask_h": 264
}]
</instances>
